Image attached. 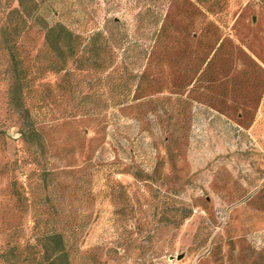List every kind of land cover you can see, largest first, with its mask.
Wrapping results in <instances>:
<instances>
[{"label": "rangeland", "instance_id": "1", "mask_svg": "<svg viewBox=\"0 0 264 264\" xmlns=\"http://www.w3.org/2000/svg\"><path fill=\"white\" fill-rule=\"evenodd\" d=\"M38 1L75 29L117 18L133 50L112 56L111 79L73 64L32 78L45 140L32 163L0 31V264L15 240L13 264H45L37 214L58 218L79 251L70 264H264V0ZM41 44L35 27L16 43L32 77ZM16 157L22 211L5 165Z\"/></svg>", "mask_w": 264, "mask_h": 264}, {"label": "trees", "instance_id": "2", "mask_svg": "<svg viewBox=\"0 0 264 264\" xmlns=\"http://www.w3.org/2000/svg\"><path fill=\"white\" fill-rule=\"evenodd\" d=\"M16 6L10 7L9 0H4V8L0 10V15L4 16V22L0 29L4 36V51L7 56L6 75L8 86L6 90L7 104L16 113L20 122L18 132L19 139L25 146L27 154L22 160L34 163V158H29L33 153L32 149H44V130L38 123L34 122L31 116V96L32 78L41 77L44 74L69 72V65L78 71L87 73H102L109 70L105 79L112 78L115 73V66L112 65L111 58L119 51L129 52L133 50L130 44L125 45L126 32L121 22L117 18L111 19L115 30L106 31L102 28H92L89 25L75 29L63 20L54 19L48 10L40 8L38 0H15ZM33 17L35 19L33 20ZM105 26V25H104ZM41 33L42 44L41 53L46 58L36 68L34 76L29 72V67L25 64L26 57L21 55L16 46L17 40L27 35L32 28ZM145 27V26H144ZM143 27V28H144ZM141 25H136L137 30H141ZM152 34L156 37L162 35L160 27H153ZM154 41L150 46V51L155 49ZM110 68V69H109ZM18 158L5 163L11 167L12 178L9 182L10 193L13 198V208L17 211L25 209L27 196L24 193L22 184H18L13 175L14 166L18 163ZM112 164H116L112 162ZM130 167L122 168L128 171ZM127 169V170H126ZM35 172V168L31 170ZM53 174L52 171H48ZM58 218L44 217L37 214L33 218L32 228L36 230L35 243L41 252V258L45 264H70L72 255L79 252L73 250L67 244V239L63 230L59 228ZM19 226L12 227L11 239H16ZM18 244L6 242L4 251V261L6 264H13L18 256L14 253ZM71 249V250H70Z\"/></svg>", "mask_w": 264, "mask_h": 264}]
</instances>
